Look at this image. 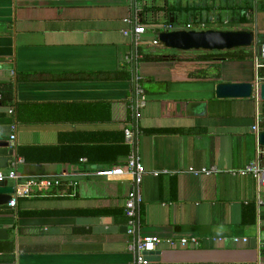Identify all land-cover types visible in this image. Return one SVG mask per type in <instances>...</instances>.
<instances>
[{
	"label": "crops",
	"instance_id": "obj_1",
	"mask_svg": "<svg viewBox=\"0 0 264 264\" xmlns=\"http://www.w3.org/2000/svg\"><path fill=\"white\" fill-rule=\"evenodd\" d=\"M136 26L146 30L140 42ZM189 27L261 37L264 0H0V173L10 168L15 122L19 147L36 149L38 159L45 153L24 164L22 176L63 183L0 215L16 244L14 255L0 253V264H132L124 215L131 180L93 175L124 162L116 146L125 129L135 133L147 172L139 236L164 241L150 264H264L257 181L231 174L257 160L263 102L258 95L217 99L219 83H173L183 66L140 61L143 53L195 59L193 51L151 45L162 32ZM254 49L247 48L253 56ZM136 72L155 81L144 84L148 105L134 117ZM251 74L225 82L264 83L253 60ZM179 102L205 103L206 113L180 116ZM159 130L184 133L151 134ZM190 167L222 172L195 177ZM181 239L190 244L182 247Z\"/></svg>",
	"mask_w": 264,
	"mask_h": 264
},
{
	"label": "built area",
	"instance_id": "obj_2",
	"mask_svg": "<svg viewBox=\"0 0 264 264\" xmlns=\"http://www.w3.org/2000/svg\"><path fill=\"white\" fill-rule=\"evenodd\" d=\"M130 22V21H127ZM204 27V26H202ZM204 28H201L203 30ZM187 30H191L189 27ZM197 30V29H195ZM169 31V30H168ZM199 31V30H198ZM134 35L138 42L140 38L145 35L146 30L142 26H136L134 28ZM151 45L160 47L162 44L159 39L152 41ZM260 49V50H259ZM253 63L256 71L264 69V42L260 43L258 50L254 52ZM142 77L136 72L134 78V92L130 101V110L134 117L138 116L139 112L145 109L148 105V98L146 90L141 83ZM9 115H14V109L11 108L8 111ZM11 132L9 134V148L13 151L12 159L10 160V168L7 172L0 173V182L9 183L13 187L14 193L12 194V201L9 203V207L16 209L18 207L19 200L31 199L38 195H43L50 192L52 189L62 186V181L53 180L49 178H26L20 173V168L25 164V160L17 153L19 145L17 143V124L13 122L11 125ZM254 131L257 128L254 127ZM258 133V131H257ZM125 144L130 147V154L128 158L118 165H107L100 167L99 170H95L93 175L119 178L129 177L132 183V189L125 200L124 215L127 218L128 235L130 242L128 243V251L134 255V261L132 264H150L148 256L150 253L156 252L158 247L164 242L161 238H143L139 236V213L143 204L142 197V184L146 175V169L137 151V139L135 133L131 129H125ZM264 157V146L258 145L257 148V160L248 164L243 169L231 172L234 176H251L257 181V206L259 209L264 208V167L261 165V159ZM83 160L82 163H85ZM222 171L217 167H203L197 169L190 167L188 173L195 177L201 176H213L219 174ZM155 173L154 176H158ZM73 185V183H70ZM169 245L174 246L175 243L172 240L166 241ZM195 241L193 240V243ZM235 242L248 243V238L237 237ZM190 244L188 239H181L180 245L187 247Z\"/></svg>",
	"mask_w": 264,
	"mask_h": 264
},
{
	"label": "water",
	"instance_id": "obj_3",
	"mask_svg": "<svg viewBox=\"0 0 264 264\" xmlns=\"http://www.w3.org/2000/svg\"><path fill=\"white\" fill-rule=\"evenodd\" d=\"M257 36L249 30L224 31V30H175L162 32L159 35L160 43L168 49L175 51H202L223 52L237 49H247L255 45ZM260 50V49H259ZM217 99H250L258 95L264 102V83L256 87L252 82H222L216 85ZM176 110L180 116L201 117L206 113V104L200 102H179ZM258 143L264 146V131L257 134ZM8 145V144H6ZM10 154L13 151L10 150ZM13 187L9 183L0 182V206H7L12 201ZM10 238L8 229L0 228V241ZM150 253L148 261H154Z\"/></svg>",
	"mask_w": 264,
	"mask_h": 264
},
{
	"label": "trees",
	"instance_id": "obj_4",
	"mask_svg": "<svg viewBox=\"0 0 264 264\" xmlns=\"http://www.w3.org/2000/svg\"><path fill=\"white\" fill-rule=\"evenodd\" d=\"M260 40H264V35L259 37ZM141 62L146 64H167V65H175L179 68L180 66L183 70H180L182 74H178L181 76L178 78V82H197V83H213L217 84L220 82H225L226 80L232 78H243L248 74V78H254L252 72V60L253 53L246 49H238L228 52H207L200 54L198 57L192 60H182L177 56H160V55H147L145 53L142 54ZM141 83L144 84L149 81H155L151 78H146L143 74ZM170 84L171 82H167ZM147 93V92H146ZM4 101V99H3ZM1 100V102H3ZM261 110L264 114V102L261 105ZM172 133H184L183 131H151L153 135H167ZM117 145V155L121 158L120 162L125 161L130 154V147L124 144ZM42 154L39 155L41 159L37 158V151L31 147H19L17 153L20 157L25 160V164L31 165L32 163L38 160H44L45 153L44 151H38ZM37 158V159H36ZM13 208L9 206H0V215H13ZM35 215V213L26 212L23 213V217H31ZM14 229V227L12 228ZM21 233L23 235H30V229H22ZM16 250V244L14 239H8L5 241H0V253L3 255H14Z\"/></svg>",
	"mask_w": 264,
	"mask_h": 264
},
{
	"label": "rangeland",
	"instance_id": "obj_5",
	"mask_svg": "<svg viewBox=\"0 0 264 264\" xmlns=\"http://www.w3.org/2000/svg\"><path fill=\"white\" fill-rule=\"evenodd\" d=\"M221 28H223V27H221ZM262 35V34H261ZM258 37V36H257ZM264 42V40L263 39H261L260 40V38L258 37L257 38V41H256V43H255V45H254V52H256L257 50H258V46H259V44L260 43H263ZM238 50V49H237ZM247 50V49H246ZM233 51V50H232ZM223 52H228V51H223ZM203 53H206V52H202V51H193V54H194V56L195 57H198L200 54H203Z\"/></svg>",
	"mask_w": 264,
	"mask_h": 264
}]
</instances>
